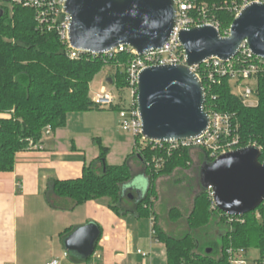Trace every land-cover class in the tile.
<instances>
[{
  "label": "trees",
  "instance_id": "1",
  "mask_svg": "<svg viewBox=\"0 0 264 264\" xmlns=\"http://www.w3.org/2000/svg\"><path fill=\"white\" fill-rule=\"evenodd\" d=\"M27 1L0 0L2 172H12L17 153L38 146L48 128L56 131L65 127L71 113L100 110L92 101V82L106 66H112L116 69L110 77L113 84L119 89L127 86L126 67L132 58L126 52L115 57L80 52L72 58L68 42L57 30L40 24L39 8ZM227 1L231 0H196L209 5ZM217 15L224 35L234 14L220 8ZM257 84V106L244 104L228 78L206 88L205 107L234 115L240 123L243 144L257 141L264 145V69L257 75ZM120 109V105L110 108ZM98 142L100 155L84 167L81 177L49 180L46 197L52 208L73 210L87 201L105 200L120 216H153L155 236L165 243L168 264H230V249L246 253L252 247L260 251L255 261H264V202L242 216H231L212 206L200 174L193 177L189 173L197 159L202 164L214 160L206 148H179L166 153L137 143L123 164L110 165L109 148ZM162 156L164 164L156 169L154 161ZM260 160L264 161V150ZM138 175L150 181L141 202L123 192ZM72 232L68 229L65 238Z\"/></svg>",
  "mask_w": 264,
  "mask_h": 264
},
{
  "label": "water",
  "instance_id": "2",
  "mask_svg": "<svg viewBox=\"0 0 264 264\" xmlns=\"http://www.w3.org/2000/svg\"><path fill=\"white\" fill-rule=\"evenodd\" d=\"M63 11L71 17L68 35L73 48L104 54L119 46H129L144 54L164 47L170 40L177 3L176 0H64ZM179 37L186 64L151 66L139 75L137 103L142 134L151 141L193 139L206 132L210 126L204 108L206 92L191 67L214 57L231 59L245 41L253 54L264 59V3L244 8L232 22L228 35H222L214 26L203 25L184 30ZM107 83L113 85V79H107ZM260 157V150L251 146L222 154L202 165L201 184L206 190L212 188L220 211L242 216L264 202V163ZM133 183L132 180L130 189H134ZM149 189L150 181L137 202L145 198ZM126 191L125 185L124 194ZM100 237L98 225L89 223L69 234L65 247L87 259L94 254Z\"/></svg>",
  "mask_w": 264,
  "mask_h": 264
},
{
  "label": "crops",
  "instance_id": "3",
  "mask_svg": "<svg viewBox=\"0 0 264 264\" xmlns=\"http://www.w3.org/2000/svg\"><path fill=\"white\" fill-rule=\"evenodd\" d=\"M109 78L103 76L97 82L94 79V84L103 85ZM93 112L71 113L65 127L45 132L38 146L18 152L12 172L0 171V264H47L53 258H59L62 264H168L165 243L152 233L151 216H120L105 200L87 201L73 210H56L48 202L46 189L50 179L79 178L84 167L100 155V147L98 151L91 145L88 153L83 145L93 137L89 129L106 125L85 120ZM74 122L81 124L82 130L76 132ZM135 149L136 145L125 161ZM107 161L120 165L109 161V152ZM140 176L147 182L143 193L149 186L147 176L134 177V189L129 188L132 180L126 184V194L132 195V200L139 199L135 180ZM89 223L98 225L101 237L92 257L83 259L66 249L64 233Z\"/></svg>",
  "mask_w": 264,
  "mask_h": 264
},
{
  "label": "built area",
  "instance_id": "4",
  "mask_svg": "<svg viewBox=\"0 0 264 264\" xmlns=\"http://www.w3.org/2000/svg\"><path fill=\"white\" fill-rule=\"evenodd\" d=\"M63 1L64 0L44 2L43 0H28L26 3L39 8L38 19L40 24L46 26L50 30H57L61 38L68 42L70 56L76 58L78 53L84 51L73 48L69 43L68 30L71 17L64 13ZM176 3L177 18L174 31L170 40L164 47L139 54L132 47L119 46L104 54H95L115 57L119 53L126 52L129 53L132 58L126 67L127 87L130 89V98L128 100L125 99L123 94L118 95L109 88H106L103 84L98 91L91 93L94 105L101 109H110L114 105H120L121 109L118 111L120 124L124 131L131 133L136 138L137 143L141 147L151 145L153 148L162 149L166 153H171L179 148L204 147L210 152L211 157L216 159L222 154L254 146L260 150L262 157L264 145L257 141H249L243 144V139L239 133L240 123L235 116L230 113L214 110L211 106H208V108L204 106L210 117V126L205 133L196 138L163 142L151 141L143 136L142 120L137 103L140 73L151 66L186 64L184 49L179 37L182 31L203 25L214 26L220 31L221 23L217 15L218 9H226L236 17L248 5L253 3H264V0H231L220 5L197 3L196 0H176ZM230 27L225 31L224 35L229 34ZM191 69L203 82L205 92L207 87L210 88L212 84L221 82L224 78H228L231 83L234 82L244 87V90L238 94L242 98L244 104L248 106H257L259 104L257 75L261 69H264V59L253 54L246 41L235 57L228 60L214 57L206 60L200 65L192 66ZM247 81H253L254 86L252 87L249 84H245ZM50 132L51 129L48 128L46 133ZM164 160L165 157L163 156L159 159H155V168H161L164 164ZM262 162L264 163V161ZM207 191L212 199V206L216 207L212 188L210 187ZM151 224L152 233L155 235L156 230L153 216H151ZM138 252L147 256V253L141 250ZM228 252L230 254V263L264 264V261L247 262L244 257L245 251L243 249L236 251L230 249ZM67 255L68 253H66V256ZM47 264L62 263L59 258H53Z\"/></svg>",
  "mask_w": 264,
  "mask_h": 264
},
{
  "label": "rangeland",
  "instance_id": "5",
  "mask_svg": "<svg viewBox=\"0 0 264 264\" xmlns=\"http://www.w3.org/2000/svg\"><path fill=\"white\" fill-rule=\"evenodd\" d=\"M8 3L10 4V2ZM115 71L116 69L114 70L112 66H106L102 70V72L96 76L95 81L97 82V80H99L103 76L112 77L114 76ZM95 81H93V84L91 85V87L93 88L91 90L92 93L98 91L102 85L100 82L96 86V84H94ZM245 84H249L252 87L254 86L253 81H247L245 82ZM104 86L118 95L123 94V96L127 100L130 98V89L127 86L119 89L115 84L109 85L107 82L104 83ZM232 89L235 93L240 94L244 90V87L242 85H237V83L232 82ZM93 111L94 114H91V117H88L85 120L88 121L90 119L93 124H100L101 122H106V125L102 129H96L94 127L92 129H89L93 132L91 133L93 137H90L91 141H86L85 143H83V145L85 146V148H87L88 153L90 152L91 145H93V147H95L99 151L100 145L98 140H100L103 145L109 147V161L121 164L125 161L127 154L131 152L133 147L137 144L136 138L131 133H128L123 130L120 124V119L117 111L110 109H93ZM100 111H103L107 114H103V116H100L98 114L100 113ZM79 125L80 128L78 127ZM73 126L76 132H79L80 129L82 130L81 124H75L74 122ZM128 144H130L129 148L127 146ZM202 165V161L199 162V160L197 159L196 163L189 171L190 175L193 177L199 175ZM135 181L137 185L136 196L140 198L142 193L144 192V188L147 185V182L142 176L136 178ZM244 257L246 258L247 262H253L260 257V251L257 248L252 247L248 249L246 253H244Z\"/></svg>",
  "mask_w": 264,
  "mask_h": 264
}]
</instances>
